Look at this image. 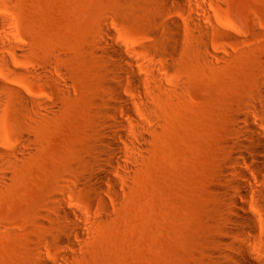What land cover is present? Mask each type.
Returning <instances> with one entry per match:
<instances>
[{
	"label": "rangeland",
	"instance_id": "obj_1",
	"mask_svg": "<svg viewBox=\"0 0 264 264\" xmlns=\"http://www.w3.org/2000/svg\"><path fill=\"white\" fill-rule=\"evenodd\" d=\"M148 1L138 12L131 0H13L11 8L0 7V17L27 48L15 72L1 79L7 90L0 103V151L9 161L0 164V264H39V249L44 257L59 249L56 264L209 259L222 214L225 142L233 139V118L251 103L263 77L264 0H213L207 6L208 17L199 20L207 27L209 51L221 56L207 54L199 62L192 48H179L155 102L148 150L117 199L100 194L109 203L107 213L97 220V200L67 182L83 167L110 96L111 74L98 44L107 40L104 27L140 51V64L146 63L144 50L155 51L166 39L148 17ZM36 70L44 73L34 77ZM45 76L53 87L45 85ZM170 80L180 84L176 94ZM28 92L37 100L22 111L18 97L31 98ZM62 188L69 190L66 205L81 217L84 238L73 237L74 248L54 243L63 223L54 211Z\"/></svg>",
	"mask_w": 264,
	"mask_h": 264
},
{
	"label": "bare ground",
	"instance_id": "obj_2",
	"mask_svg": "<svg viewBox=\"0 0 264 264\" xmlns=\"http://www.w3.org/2000/svg\"><path fill=\"white\" fill-rule=\"evenodd\" d=\"M144 0H131L129 6L138 12ZM13 0H0V7L9 9ZM148 17L155 28L166 36L163 44L154 50L143 51L145 62L140 64V51L116 40L115 32L104 27L107 40L100 39L101 57L111 80L107 83L110 96L102 108L99 125L89 142V151L83 158V167L67 180L72 186H82L97 203L100 210L97 220L109 211V203L100 194L117 199L119 191L127 187L135 171L138 158L146 152L153 138L151 122L158 114L155 104L165 91L164 82L170 76L179 48L186 44L195 51L199 62L206 55L221 56L218 50L210 52L206 37L207 27L199 20L208 17L207 6L213 0H150ZM1 9V8H0ZM1 18V17H0ZM153 35L156 29H151ZM199 36V37H197ZM26 46L16 39L5 19H0V103L4 101L1 79H5ZM161 59L162 61H158ZM262 60L264 62V52ZM42 72L34 71V77ZM47 87H53L49 77L43 78ZM171 91H180V84L170 80ZM20 93V92H19ZM18 97L21 110H25L36 97L28 92ZM241 109V108H240ZM233 139L225 142V156L220 166L221 192L219 234L210 241L214 248L206 264H264V71L249 105L233 118ZM9 154L0 151V164L9 161ZM3 180L0 177V182ZM73 188V187H72ZM69 190L61 189L56 196L54 211L63 220L56 230L54 243L75 247L73 237H81V217L75 208L66 205ZM73 227V229H71ZM39 264H56L61 254L54 249L48 257L39 249Z\"/></svg>",
	"mask_w": 264,
	"mask_h": 264
}]
</instances>
